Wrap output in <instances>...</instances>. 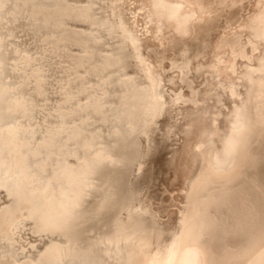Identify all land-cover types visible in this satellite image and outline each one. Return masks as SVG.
Here are the masks:
<instances>
[{
    "label": "bare ground",
    "instance_id": "6f19581e",
    "mask_svg": "<svg viewBox=\"0 0 264 264\" xmlns=\"http://www.w3.org/2000/svg\"><path fill=\"white\" fill-rule=\"evenodd\" d=\"M122 2L0 0V264H264V11L248 27L253 62L187 118L182 206L160 226L132 178L177 101L138 33L184 34L190 16L177 0H138L125 24ZM27 225L47 239L32 254Z\"/></svg>",
    "mask_w": 264,
    "mask_h": 264
},
{
    "label": "rangeland",
    "instance_id": "374dc122",
    "mask_svg": "<svg viewBox=\"0 0 264 264\" xmlns=\"http://www.w3.org/2000/svg\"><path fill=\"white\" fill-rule=\"evenodd\" d=\"M137 1L138 0H123L122 4H120L121 8L118 10V14L123 19L125 24H128V21L130 20V15L128 13V9H132L134 7L133 4H135ZM177 1L183 7V11L186 12L187 14H189V16H190V20H189L190 24H188V31L186 33L177 34V33L173 32L172 30H169V29L163 30V33H162V31L153 33V31L150 29V27L148 28L147 26L145 29L146 32L144 31V29H142L140 27L139 28L140 33H138L139 34L138 39L142 45L143 57L148 60L150 65H152V66L154 65L153 66L154 70H156V72L158 74H160L161 77L163 78L164 90H165L166 94H168L170 96V100L173 99L172 96L175 95L176 97L175 96L174 97H175V100L177 101L176 102L177 104L175 103V105H172V107H171V111L175 110L176 112L174 111L171 114L166 113L159 119L158 125H157V127H158L157 132L158 133H157L155 140H154L155 144L153 145V149L151 152L152 154H150L149 157L147 158L146 163L142 168V170H143V171H141L142 173H140V175L137 177V178H139V181H140L139 185L141 187L140 197L143 198L142 199L143 201L144 200L147 201L148 206H151L150 208H152L151 209L152 211L150 213L153 212L152 215H155L156 220L160 223V226L173 225L174 222L176 221L178 212L180 211V208H181L180 206H182L184 176L190 172V168L188 169L187 165L185 164V158H187V156H185V153H186L185 147L187 145L186 142H188V138L184 132L187 129V126H186V122L188 120L187 118L194 116V115H198L199 113H201L204 110L205 107H207L208 109L211 107V105L214 103V100H215V98H213V97H216V92H214L216 89V86L214 85L215 82L216 83L218 81L227 82V81H230L232 78L234 79L237 76V73L235 74L236 71L237 72L240 71V69L242 67H244L246 64H251L253 62L252 59H254L255 55L256 56L258 55L259 51L256 48L254 50V48H252L251 45L248 44L249 30H250V29H248V27H249V24L251 23V21H253L254 18H256V16L259 13H261V11L262 12L264 11V10H261L262 8H264V0H261V1L260 0H256V1L255 0H224V1L223 0L222 1L221 0H212L214 2H211V0H202V1L201 0H183V1L177 0ZM184 1H186V3ZM259 1L261 4L259 3ZM129 2L133 6L132 8L129 7V5H128ZM210 3H212V4H210ZM227 3H228V5H227ZM231 6H233V7H231ZM201 7L202 8L204 7V8L202 9ZM209 7H212V8H209ZM220 12H222L223 15ZM255 13H257V14H255ZM252 14H254V15H252ZM217 15H218V17H216ZM214 16H215V18H214ZM209 17L210 18L212 17L211 18L212 20ZM143 21H144V19H143ZM164 32H166V33H164ZM172 34H173V36H172ZM233 35H234V37H233ZM167 36H169V37H167ZM158 37L161 39H159ZM203 38H204V42H203ZM231 38H232V40H231ZM233 38H235V39H233ZM161 40H162V42H161ZM222 40H223V42H222ZM234 40H236V41H234ZM245 42H247V44ZM229 43H231V47H233V48L227 46V44L230 45ZM232 44H233V46H232ZM173 45H174V47H173ZM235 45H237V47H234ZM249 45H250V47H249ZM178 46H180V48H178ZM199 46H202L201 47L202 49ZM247 47H248V49H247ZM194 48H195V50H194ZM203 48H204V51H203ZM211 48H212V50H210ZM225 48H227V49H225ZM240 48L242 50H244L243 52L245 53L244 57H242V58L238 57V54H237V50H239ZM156 51L159 53H157ZM166 51H168V52H166ZM216 55H218V56H216ZM184 56H186V57H184ZM211 56H212V58H211ZM213 56H215V57H213ZM157 57H159V58H157ZM199 58H200V60H199ZM232 58H233V60H232ZM172 59H173V61H172ZM179 59H181V60L179 61ZM223 59H225L226 61ZM155 60L159 63H157ZM200 61H201V63H200ZM211 61H213L214 64ZM224 61H225V64H224ZM184 63L186 64L185 66H184ZM236 63H239V64H236ZM161 64H162V66H160ZM194 64H195V66H193ZM208 64H210V65H208ZM169 66H171V67H169ZM191 67H192V69H191ZM227 67H228V69H227ZM232 67L234 68V71H233V69H231ZM175 69H177V70H175ZM172 70L173 71L175 70V71L173 72ZM219 70H220V72H219ZM193 71H194V73H192ZM161 72H162V74H161ZM187 74H188V76H186ZM201 76H202V78H201ZM172 77H173V79H172ZM213 77H214V79H213ZM168 79H169V81H168ZM190 79H192V80H190ZM207 84H208V86H207ZM195 85L197 87H195ZM181 86H182V88H181ZM187 88H188V91H186ZM209 88H211V89L209 90ZM189 89H191V90H189ZM205 90L208 92H206ZM194 95H195V97H194ZM205 95H207V96H205ZM198 98H200V99L202 98L201 99L202 101ZM211 98H213V99H211ZM188 100H189V102H188ZM193 100H196V101H193ZM208 101H211V102L213 101V103L208 102ZM190 102H192V103H190ZM199 105H200V107H199ZM208 106H210V107H208ZM226 107H228V104L224 107V109ZM198 109H200V110H198ZM189 112H191V113H189ZM178 114H180V115H178ZM168 115H170V116H168ZM173 116H175V117L173 118ZM184 117H185V119H184ZM178 118H179V120H178ZM183 119H184V122H183ZM221 121H223V120H221ZM168 122H170V123H168ZM183 124H184V127H183ZM221 126H223V123H221ZM183 128H186V129H183ZM167 135H169V136L167 137ZM171 135H172V137H171ZM182 135L184 137H182ZM166 139H167V141H165ZM175 139H176V141H175ZM183 140H184V142H183ZM180 142H181V144H180ZM163 147L164 148L166 147L165 148L166 151L164 150ZM160 148H162L164 151ZM161 151L163 152V154L161 153ZM174 152H176V153H174ZM173 157H174V159H173ZM169 161H170V163H169ZM177 161H178V163L179 162L180 163L178 164ZM172 163H173V166H172ZM171 167H173L175 170H173V168L171 169ZM149 181H151V182H149ZM144 185H147L148 187L144 186ZM180 199H181V201H180ZM175 203L177 204V206ZM172 204H174V206ZM175 207H177V208H175ZM154 208L156 209V211ZM161 211H162V214H161ZM157 212L159 213V215L157 214ZM41 242H42L41 238L32 237L29 234V232L25 233L23 245L26 249L30 250L32 245L41 247Z\"/></svg>",
    "mask_w": 264,
    "mask_h": 264
},
{
    "label": "water",
    "instance_id": "95a60500",
    "mask_svg": "<svg viewBox=\"0 0 264 264\" xmlns=\"http://www.w3.org/2000/svg\"><path fill=\"white\" fill-rule=\"evenodd\" d=\"M152 149H153V146H152ZM152 149H151V152H152ZM151 152H150V154H151ZM148 157H149V156H148ZM146 160H147V159H146ZM145 163H146V162H145ZM145 163H144V165H145ZM141 171H142V169H141ZM141 171L137 174V176H136L135 179L132 178V181H133V183H134V185H135V188L137 189L139 195H140L141 187H140V185H139V183H140L139 178H137V177L140 175ZM263 175H264V173H263ZM140 179H141V178H140ZM6 202H7V198L5 197V195H4L3 193L0 194V205L6 204ZM26 232H29V234H30L32 237L41 238V237H39V235L34 234V232L32 231V229L30 228V225H27V226L24 228V231L21 233V236H20V241H21L22 244H23V240H24V236H25V233H26ZM41 240H42V242H41V247L33 246V245H32V247H31L30 250L26 249L25 247H24V249H26V250L28 251V254L35 253L38 249H40V248L43 247V245L45 244L44 242H45L47 239H46V238H41ZM23 246H24V245H23Z\"/></svg>",
    "mask_w": 264,
    "mask_h": 264
}]
</instances>
